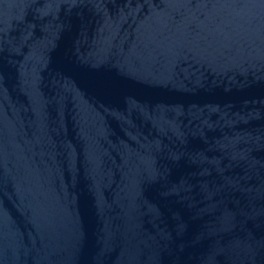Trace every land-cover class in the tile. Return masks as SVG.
I'll use <instances>...</instances> for the list:
<instances>
[{"label": "water", "instance_id": "1", "mask_svg": "<svg viewBox=\"0 0 264 264\" xmlns=\"http://www.w3.org/2000/svg\"><path fill=\"white\" fill-rule=\"evenodd\" d=\"M0 264H264V0H0Z\"/></svg>", "mask_w": 264, "mask_h": 264}]
</instances>
